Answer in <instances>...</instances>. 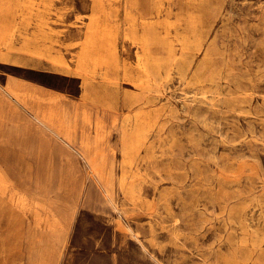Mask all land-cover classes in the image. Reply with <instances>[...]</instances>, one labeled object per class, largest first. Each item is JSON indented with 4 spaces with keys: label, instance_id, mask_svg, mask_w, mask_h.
Masks as SVG:
<instances>
[{
    "label": "rangeland",
    "instance_id": "obj_1",
    "mask_svg": "<svg viewBox=\"0 0 264 264\" xmlns=\"http://www.w3.org/2000/svg\"><path fill=\"white\" fill-rule=\"evenodd\" d=\"M0 264H264V0H0Z\"/></svg>",
    "mask_w": 264,
    "mask_h": 264
},
{
    "label": "crops",
    "instance_id": "obj_2",
    "mask_svg": "<svg viewBox=\"0 0 264 264\" xmlns=\"http://www.w3.org/2000/svg\"><path fill=\"white\" fill-rule=\"evenodd\" d=\"M15 86L20 87L19 84L11 81L10 86L7 88V90L4 89L5 94L11 98L13 101L17 102V104L21 105V107L28 112V110L33 112V116L35 120L48 132L50 135H52L54 138H56L59 142H61L64 146H66L68 149L76 153L79 158L86 164L92 165L94 163H97V159L91 157L89 155V152H86L82 145L80 143H77L75 140L76 134H70L66 128H68L69 120L76 125V121L78 118V115L83 110H86L87 112L90 111V107L92 106H98L99 104L96 101L84 99L81 94L80 102L77 105H74L70 103L65 98H58L53 95H47V98L45 100L35 99V107L28 108L27 102L23 99L25 96H21L19 93H17ZM34 97L40 95H44L43 91H37L33 90ZM46 101V103H42ZM45 105V106H44ZM102 106V105H99ZM104 107V106H103ZM59 108V109H57ZM108 109L107 107H104ZM113 126L116 125V117L113 118ZM121 124V120H120ZM120 124L117 126V132L120 129ZM107 145L109 142H106ZM111 148V146H108ZM112 152V148H111ZM89 169L91 170V173L96 177L98 181H100L98 175L96 174V167L90 166ZM103 190V188H102ZM104 193V191H103ZM105 196L108 197V200H111L107 194Z\"/></svg>",
    "mask_w": 264,
    "mask_h": 264
},
{
    "label": "bare ground",
    "instance_id": "obj_3",
    "mask_svg": "<svg viewBox=\"0 0 264 264\" xmlns=\"http://www.w3.org/2000/svg\"><path fill=\"white\" fill-rule=\"evenodd\" d=\"M59 109V108H57ZM87 111L83 110V118L86 117ZM68 128L67 131L70 134H79L80 135V140L77 141V143H80L83 147V149L86 152H89V155L95 159H97V163H105L106 158L104 157H98L97 152L99 148V143L103 139L102 136V124L98 121L95 124L91 123H84V122H79L78 118L76 121V125H74L70 120H69ZM103 143V142H102ZM107 144V143H104ZM96 174L98 175L99 179L101 180L103 178L102 173L98 171V168H96ZM101 186L103 188L104 194H107L109 196L108 190H106L103 186V183H101ZM111 202V200H109Z\"/></svg>",
    "mask_w": 264,
    "mask_h": 264
}]
</instances>
